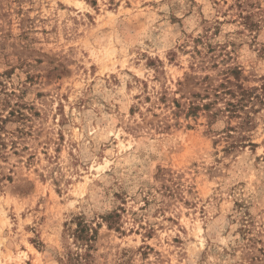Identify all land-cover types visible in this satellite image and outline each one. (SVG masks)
Returning <instances> with one entry per match:
<instances>
[{
    "label": "rangeland",
    "instance_id": "obj_1",
    "mask_svg": "<svg viewBox=\"0 0 264 264\" xmlns=\"http://www.w3.org/2000/svg\"><path fill=\"white\" fill-rule=\"evenodd\" d=\"M0 119V264H264V0H0Z\"/></svg>",
    "mask_w": 264,
    "mask_h": 264
},
{
    "label": "trees",
    "instance_id": "obj_2",
    "mask_svg": "<svg viewBox=\"0 0 264 264\" xmlns=\"http://www.w3.org/2000/svg\"><path fill=\"white\" fill-rule=\"evenodd\" d=\"M233 74L238 75V74H239V71H238V70H234V71H233ZM236 78H237V77H236ZM205 107H206V108H209L208 105H206ZM197 108H199V107H193L192 109H193V110H196ZM10 114L12 115V113H10ZM4 122H5V119H0V130H1V131L3 130L2 124H3ZM1 131H0V132H1ZM0 141H2V136H1V134H0ZM2 142H4V141H2ZM1 145H2V143H1ZM115 216H118V215H110V216L108 217L109 221H110V219H113V217H115ZM112 225H113V223H112ZM110 226H111V225H110ZM74 235H75V237H76V239H77L78 241L86 242L88 246H89V244H90L92 241H94V239H95V237H94V232H93V234H90V233H89V230H88V227H87L86 225H83L82 223H79V224H78V228L74 231Z\"/></svg>",
    "mask_w": 264,
    "mask_h": 264
}]
</instances>
